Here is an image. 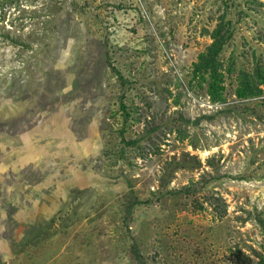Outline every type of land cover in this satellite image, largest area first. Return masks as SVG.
<instances>
[{
    "label": "rangeland",
    "instance_id": "obj_1",
    "mask_svg": "<svg viewBox=\"0 0 264 264\" xmlns=\"http://www.w3.org/2000/svg\"><path fill=\"white\" fill-rule=\"evenodd\" d=\"M258 67L264 0L0 3V264H255Z\"/></svg>",
    "mask_w": 264,
    "mask_h": 264
},
{
    "label": "trees",
    "instance_id": "obj_2",
    "mask_svg": "<svg viewBox=\"0 0 264 264\" xmlns=\"http://www.w3.org/2000/svg\"><path fill=\"white\" fill-rule=\"evenodd\" d=\"M6 0H0V3L5 2ZM212 43L206 48V52L199 55L198 63L194 65L195 72L202 71L207 74L210 80V92L216 90V82L219 79L218 71H217V62L216 59L222 52L223 48L230 40V34L228 31L224 30L221 24H219L216 29L211 34ZM243 84L241 86V91H238L237 94L240 97L250 96L254 93H260L261 88L259 86H264V71L261 72V69L255 68L252 75L248 77H243ZM212 96H217L212 93ZM185 191H188V187L184 188ZM219 218H222L223 215L219 214ZM257 223L260 225L262 232L264 234V219L258 218ZM136 254L138 255L139 251L135 249ZM252 255L256 256L257 262L255 264H264V255L262 253H258L257 251H253ZM140 256V254L138 255ZM259 258V259H258ZM251 259V257H249Z\"/></svg>",
    "mask_w": 264,
    "mask_h": 264
}]
</instances>
